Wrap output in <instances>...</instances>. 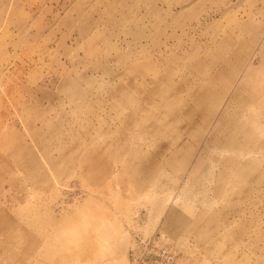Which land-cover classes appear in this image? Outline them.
I'll return each instance as SVG.
<instances>
[{"label":"rangeland","instance_id":"374dc122","mask_svg":"<svg viewBox=\"0 0 264 264\" xmlns=\"http://www.w3.org/2000/svg\"><path fill=\"white\" fill-rule=\"evenodd\" d=\"M0 214V264H264V0H0Z\"/></svg>","mask_w":264,"mask_h":264},{"label":"built area","instance_id":"2783aa9c","mask_svg":"<svg viewBox=\"0 0 264 264\" xmlns=\"http://www.w3.org/2000/svg\"><path fill=\"white\" fill-rule=\"evenodd\" d=\"M159 243L156 237L140 240V247L133 252V264H176L175 253Z\"/></svg>","mask_w":264,"mask_h":264},{"label":"bare ground","instance_id":"6f19581e","mask_svg":"<svg viewBox=\"0 0 264 264\" xmlns=\"http://www.w3.org/2000/svg\"><path fill=\"white\" fill-rule=\"evenodd\" d=\"M225 113V112H224ZM221 120H223V118L221 119ZM221 125H223V124H221ZM236 127V126H235ZM236 128H238V126L236 127ZM6 220V216L5 215H2V214H0V223L1 222H4ZM92 245L90 244V245H87V247L85 248V250H89L90 252H91V247ZM93 249V248H92ZM93 255H94V253H93Z\"/></svg>","mask_w":264,"mask_h":264}]
</instances>
